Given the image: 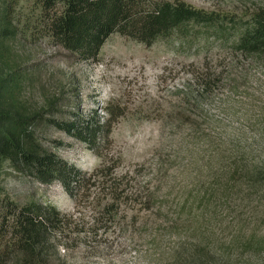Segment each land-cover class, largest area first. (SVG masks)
I'll list each match as a JSON object with an SVG mask.
<instances>
[{"label": "rangeland", "instance_id": "rangeland-1", "mask_svg": "<svg viewBox=\"0 0 264 264\" xmlns=\"http://www.w3.org/2000/svg\"><path fill=\"white\" fill-rule=\"evenodd\" d=\"M183 1L213 19L187 21L150 45L113 32L91 60L54 43L34 0L17 2V34L11 43L22 71L32 79L22 90L23 99L31 111L43 113L36 123L39 138L69 162L98 173L100 186H92L77 202L60 181L43 182L12 160L3 163V258L17 254L8 222L13 202L41 201L72 216L74 224L56 237L49 257L36 264H264V201L260 204L256 194L253 199L241 194L230 204L208 209L205 216H195L200 208L193 201L192 215H176L181 197L194 196L233 167L243 144L228 141V136L215 138L216 127L230 129L232 117L248 135L249 127L251 133L259 128L248 122L250 115L264 121V59L248 63L252 60L234 48L253 16L264 12V0ZM234 61L251 66V74L240 81L239 94L249 103L233 102L231 110L225 102ZM206 64L221 70L222 78L212 93L198 98L193 70ZM247 104L255 108L244 120L234 110L243 113ZM95 110L101 121L113 119L111 133L100 138L101 154L58 124H81ZM255 156L260 160L250 153ZM114 176H124L119 180L123 197L116 212L101 214L107 190L100 187ZM147 181L160 187L165 199L160 210L143 204ZM134 189L142 193L132 201L126 194Z\"/></svg>", "mask_w": 264, "mask_h": 264}, {"label": "trees", "instance_id": "trees-1", "mask_svg": "<svg viewBox=\"0 0 264 264\" xmlns=\"http://www.w3.org/2000/svg\"><path fill=\"white\" fill-rule=\"evenodd\" d=\"M18 1L0 0V195L5 192L2 179L3 163L12 160L43 182L60 181L68 194L80 202L92 186H100L96 177L98 173L88 172L69 162L45 147L39 138L36 123L42 118L43 113L39 110L31 111V107L23 99L22 90L32 79L27 72L22 71V64L16 60L11 43L17 34L13 14ZM34 2L40 7L47 33L54 43L78 53L86 60L98 57L101 47L113 32H120L150 45L160 35L169 33L187 21L213 19L212 14L183 0H34ZM234 48L238 54L252 60L248 63L255 65L264 59V12H258L253 16L252 23L234 42ZM231 67L233 75L227 76L231 91L227 94L225 105L232 110L233 102L239 105L247 102L243 95H239L243 92L240 90L242 87L240 81L247 80L251 74V66L244 67L240 62L234 61ZM193 73L197 81L198 98L205 93H212L222 78L221 70L208 64L193 70ZM247 105L245 112L234 110L235 114L238 112L242 119L250 112L252 114L255 106ZM122 113L120 111L118 115ZM252 115L254 118L250 115L248 122H251L253 127L259 126L256 133H251L249 127L247 135L244 124L233 121L232 117L230 129L226 125L216 127L215 138L228 136V141L243 145L235 154L233 167L228 169L227 174L221 175L211 186L197 190L194 196L188 193L181 197L178 201L177 216L185 212L188 216L192 215L195 201L199 203L200 208V213H195V216L208 215V209L218 208L223 203L230 204L235 198H241V194L251 199L256 194L260 204H263L264 121L263 123L257 121L256 116ZM58 124L95 153L101 154L100 138L111 133L113 119L109 117L106 121H101L98 111L95 110L88 116L87 121L81 124L74 121L65 125L60 122ZM250 153L260 155V160L256 156L250 157ZM123 177L114 176L110 182L107 180L100 187L101 190H107V197L99 207L101 214H111L118 210V201L124 193L119 191ZM147 182V200L143 201V204L148 209L156 205L160 210L165 201L159 194L160 187H152L151 182ZM130 192V196L128 194L126 196L134 201L138 200L142 190L134 189ZM259 193H262L263 198L258 196ZM13 206L12 220L8 222L13 232L12 238L17 247V254L14 259H8L3 258V253L0 252V264L42 263L41 259L49 257L56 237L61 235L65 228L74 224L72 216L63 214L56 205L49 202L31 201L22 206L13 202ZM108 218L109 216L105 220ZM254 235L249 236L250 241Z\"/></svg>", "mask_w": 264, "mask_h": 264}]
</instances>
